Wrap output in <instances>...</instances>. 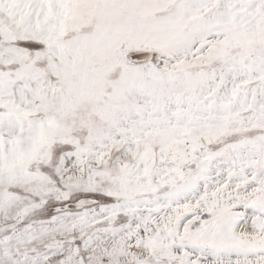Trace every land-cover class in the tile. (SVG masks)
<instances>
[{"label":"snow or ice","instance_id":"1","mask_svg":"<svg viewBox=\"0 0 264 264\" xmlns=\"http://www.w3.org/2000/svg\"><path fill=\"white\" fill-rule=\"evenodd\" d=\"M0 264H264V0H0Z\"/></svg>","mask_w":264,"mask_h":264}]
</instances>
